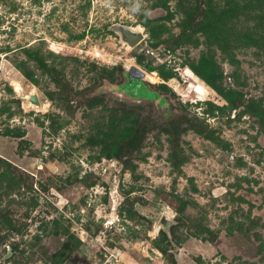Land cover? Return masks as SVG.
<instances>
[{
	"label": "rangeland",
	"instance_id": "374dc122",
	"mask_svg": "<svg viewBox=\"0 0 264 264\" xmlns=\"http://www.w3.org/2000/svg\"><path fill=\"white\" fill-rule=\"evenodd\" d=\"M0 181V264H264V0H0Z\"/></svg>",
	"mask_w": 264,
	"mask_h": 264
},
{
	"label": "trees",
	"instance_id": "16d2710c",
	"mask_svg": "<svg viewBox=\"0 0 264 264\" xmlns=\"http://www.w3.org/2000/svg\"><path fill=\"white\" fill-rule=\"evenodd\" d=\"M205 3H207V0H205ZM207 7V8H206ZM204 9V16L202 17V20L200 22L201 26H207L208 28L204 31L205 35L208 36L209 34H211V30H212V24L215 20V15H213V13L211 12V10L209 9V6H206ZM184 33L179 37L180 41H189L190 40V35H192L193 32L197 31V29L199 28H194V30H190V32L188 33L187 31H189L186 26L184 27ZM26 53L28 55L29 58H31L38 67H40L42 70L47 71L50 73L51 76L52 72H54V81L59 83V84H63L61 79H60V73L55 71L54 69L50 68L47 66V64L44 62V59L42 57V55L36 51V50H29L26 49ZM208 65V63H207ZM145 69L147 71H152L153 70V66L150 64L148 66H145ZM64 85V84H63ZM141 89H143V87H140ZM218 89V88H216ZM220 91V90H219ZM221 92V91H220ZM231 92L227 91L226 93H224V97H226L227 95H230ZM52 98V97H51ZM229 102H233V100L229 101ZM228 106L229 109H232V105ZM190 125H192V127H194V129H196L197 132H199L200 134H202L204 137L217 142V143H221L222 140L216 136V134L214 133L213 130L209 129L208 127L204 126L202 123H197V122H192L190 121ZM146 131V127L145 126H137L133 132L131 133L130 137L124 141L123 143H121L119 145V147L114 151H112L111 155H113L115 158H120L122 156H127V154H131L134 150H136L141 144H142V139H143V135ZM115 152V153H114ZM129 161V160H128ZM130 162V161H129ZM2 176H5V173H2ZM7 179V185L4 186V188H6V194H8L7 190H12L13 188H15L16 186H18V184H15V181H10ZM3 181H0V185L2 184Z\"/></svg>",
	"mask_w": 264,
	"mask_h": 264
},
{
	"label": "water",
	"instance_id": "95a60500",
	"mask_svg": "<svg viewBox=\"0 0 264 264\" xmlns=\"http://www.w3.org/2000/svg\"><path fill=\"white\" fill-rule=\"evenodd\" d=\"M120 32L122 35V39L129 46H134L142 38V34L140 31L134 32L133 30L125 26H122L120 28ZM129 74L136 78H140L145 75V73L142 70H138L137 68H134L131 72H129ZM23 98L30 100V102L34 104H38V98L35 94H24Z\"/></svg>",
	"mask_w": 264,
	"mask_h": 264
}]
</instances>
